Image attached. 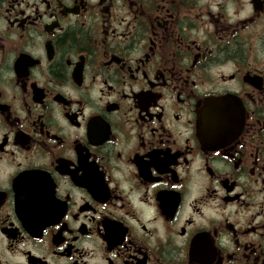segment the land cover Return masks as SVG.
Returning a JSON list of instances; mask_svg holds the SVG:
<instances>
[{"label": "flooded vegetation", "instance_id": "flooded-vegetation-1", "mask_svg": "<svg viewBox=\"0 0 264 264\" xmlns=\"http://www.w3.org/2000/svg\"><path fill=\"white\" fill-rule=\"evenodd\" d=\"M0 264H264V0H0Z\"/></svg>", "mask_w": 264, "mask_h": 264}, {"label": "water", "instance_id": "water-1", "mask_svg": "<svg viewBox=\"0 0 264 264\" xmlns=\"http://www.w3.org/2000/svg\"><path fill=\"white\" fill-rule=\"evenodd\" d=\"M232 107V103L227 98H211L206 102L204 109L201 111V122L204 130L210 132L213 136H222L234 138L228 131L232 120L226 118V109Z\"/></svg>", "mask_w": 264, "mask_h": 264}]
</instances>
